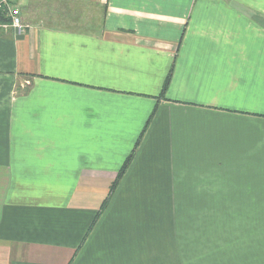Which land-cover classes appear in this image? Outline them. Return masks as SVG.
Here are the masks:
<instances>
[{"label":"crops","instance_id":"0c3cea01","mask_svg":"<svg viewBox=\"0 0 264 264\" xmlns=\"http://www.w3.org/2000/svg\"><path fill=\"white\" fill-rule=\"evenodd\" d=\"M11 2L0 264H264V0Z\"/></svg>","mask_w":264,"mask_h":264},{"label":"built area","instance_id":"2783aa9c","mask_svg":"<svg viewBox=\"0 0 264 264\" xmlns=\"http://www.w3.org/2000/svg\"><path fill=\"white\" fill-rule=\"evenodd\" d=\"M0 11H4L10 17V22L7 24H0L2 28L12 27L18 32L23 33L25 26L22 21L21 12L18 8L12 5L11 0H0Z\"/></svg>","mask_w":264,"mask_h":264},{"label":"rangeland","instance_id":"374dc122","mask_svg":"<svg viewBox=\"0 0 264 264\" xmlns=\"http://www.w3.org/2000/svg\"><path fill=\"white\" fill-rule=\"evenodd\" d=\"M200 232H201V228H200ZM226 245L229 246V244H226ZM198 247H199L198 250L202 251L203 254H206V255L204 256L203 254H200L196 258H183L182 259L183 264H212L213 263L212 259L215 256V254H212L211 251L207 250V244L205 242H200V245ZM223 247L224 246H222V248ZM186 249H187V246H186ZM207 254H210L211 257L208 258Z\"/></svg>","mask_w":264,"mask_h":264},{"label":"trees","instance_id":"16d2710c","mask_svg":"<svg viewBox=\"0 0 264 264\" xmlns=\"http://www.w3.org/2000/svg\"><path fill=\"white\" fill-rule=\"evenodd\" d=\"M11 20H10V17L7 15L6 12L4 11H0V24H7L9 23ZM132 156L125 162L123 168L121 169L120 173H119V177H118V180L116 181V183H114V185L112 186V191L113 189H115V187L117 186V183L119 182V180L122 178L123 174H124V171L126 170L127 168V165L129 164L130 160H131ZM106 203V202H105ZM105 203L103 205V208L105 207ZM102 208V209H103Z\"/></svg>","mask_w":264,"mask_h":264}]
</instances>
